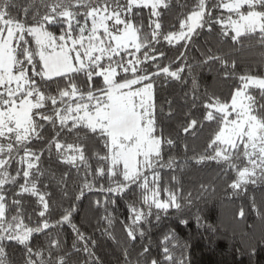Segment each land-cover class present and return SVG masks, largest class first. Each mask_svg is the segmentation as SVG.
I'll list each match as a JSON object with an SVG mask.
<instances>
[{
	"label": "trees",
	"instance_id": "1",
	"mask_svg": "<svg viewBox=\"0 0 264 264\" xmlns=\"http://www.w3.org/2000/svg\"><path fill=\"white\" fill-rule=\"evenodd\" d=\"M128 2L0 0L7 25L41 28L59 44L81 39L94 11L111 20V35L131 23L139 38L136 56L111 55L113 36L102 29L97 62L76 45L90 64L54 78L35 36L25 31L16 43V69L41 103L29 138L0 135V264H264V86L247 91L263 126L256 147L224 149L216 139L226 116L212 109L231 104L249 77L264 79V27L234 37L221 0H163L158 15ZM199 11L200 25L171 41ZM100 70L116 84L153 87L160 151L123 191L125 169L111 160L109 135L74 111L107 103Z\"/></svg>",
	"mask_w": 264,
	"mask_h": 264
},
{
	"label": "rangeland",
	"instance_id": "2",
	"mask_svg": "<svg viewBox=\"0 0 264 264\" xmlns=\"http://www.w3.org/2000/svg\"><path fill=\"white\" fill-rule=\"evenodd\" d=\"M263 2L264 0H221V9L232 13L224 24L229 26L234 37L263 29L264 10L259 12L254 9L256 5H263ZM128 6L151 7L154 14L158 15L163 0H129ZM247 6L253 8L244 13L243 10ZM104 16L106 15L102 12H92L93 25H83L81 39L73 40L70 44H59L52 35L41 28L26 30L18 25H7V21L0 14V135L17 132L19 136L29 138L33 132V113L41 103V97H33L32 93L26 91V78L23 72H18L16 69L14 50L23 33L28 31L35 36L38 54L45 66V75L54 78L77 71L84 64H90L88 58L84 60L78 49L73 48L76 45L81 47L85 45L89 60L93 63L97 62L96 52L100 51L98 46L102 41L99 31L103 29L109 36L111 35L108 28L111 20H107ZM203 16L202 11L194 13L184 31L178 36L170 37V40L179 41L191 34L200 25ZM115 22H120L118 16L115 17ZM112 42L114 48L108 51L111 55L128 52L129 55L136 56L139 50L138 33L131 23L115 34ZM72 50L76 52V55L74 54L76 58L80 56L77 58V63L70 54ZM83 50L85 51V48ZM109 71H99L109 85V91L106 93L107 103L93 111L89 105L77 106L74 111L80 120L109 135L111 160L114 164L124 165L127 183L119 189L123 191L133 183L140 169L143 172L151 167L153 157L160 151V141L152 135L155 111L152 85L134 88L138 83L137 80L116 84L114 73ZM263 86L264 79L249 77L243 88L236 92L231 104L212 105V109L226 116V124L216 139L225 146L224 149H234L243 142L250 148L258 144L263 126L251 114L247 91L250 87ZM224 149L219 152V157L225 156ZM72 159L75 161L79 156L76 155ZM244 173L240 179L247 175ZM158 205L168 207L170 203L160 201ZM2 211L0 201V217Z\"/></svg>",
	"mask_w": 264,
	"mask_h": 264
}]
</instances>
